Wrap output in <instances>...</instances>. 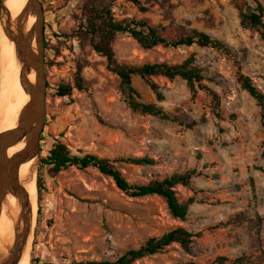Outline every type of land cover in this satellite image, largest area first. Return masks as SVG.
<instances>
[{
  "label": "rangeland",
  "instance_id": "1",
  "mask_svg": "<svg viewBox=\"0 0 264 264\" xmlns=\"http://www.w3.org/2000/svg\"><path fill=\"white\" fill-rule=\"evenodd\" d=\"M140 1L147 11L130 0H115L116 18L144 19L154 26L177 25L187 32L198 29L224 42L235 59L197 44L145 49L131 36L121 34L113 44L118 60L133 65L177 64L194 54L195 65L211 79L205 83L220 97V116L205 91L193 96L185 80L162 76L153 80L159 84L163 100L139 76H133V85L144 102L156 103L178 120L132 111L106 58L74 36L86 0H41L48 81L42 155L60 140L73 154L109 159L134 184L195 169L190 185L175 189L182 200L195 196L197 201L182 221L169 213L161 196L130 197L94 167H69L54 173L49 166L41 168L39 162L36 179L38 183L41 170L42 187L38 188L29 264L33 258L49 264L114 260L127 249L138 248L150 237L178 226L201 233L194 237L191 252L174 243L134 264H221L218 257H252L259 243L264 249V173L257 169L264 168L262 113L257 101L238 83L235 62L264 93V39L254 28L241 25L233 0ZM259 1L264 5V0ZM7 39L2 33L1 48L8 51ZM80 64L83 89L58 96L59 84L75 86ZM1 77L2 71L0 83ZM130 157H148L154 164L124 161ZM241 212L260 218L259 239L248 221L220 225Z\"/></svg>",
  "mask_w": 264,
  "mask_h": 264
},
{
  "label": "trees",
  "instance_id": "2",
  "mask_svg": "<svg viewBox=\"0 0 264 264\" xmlns=\"http://www.w3.org/2000/svg\"><path fill=\"white\" fill-rule=\"evenodd\" d=\"M130 1L142 11H147V8L143 6L140 0ZM233 3L239 13L241 25L254 28L264 39V5L259 0H233ZM114 8L115 0H86L83 5L82 15L78 18L79 26L75 30L74 36L81 42H88L99 55L106 58L108 70L116 74L120 79V92L129 108L134 112L157 116L161 119L178 120L177 116L164 111L156 103L144 102L141 99L140 92L133 85V76H139L154 91L157 99L163 100V92L159 84L153 80L154 76H162L168 79L181 78L185 80L193 96L199 90L205 91L211 96L214 112L219 117L220 97L216 91L205 83L206 80L211 81V79L207 78L203 70L195 65L194 54H191L184 61L177 64L156 62L133 65L118 60L113 44L119 35L127 34L145 49H151L158 45L179 47L197 44L201 47L216 49L228 57L235 59L230 47L221 40L213 38L198 29H192L187 32L182 31L177 25L154 26L144 19H117ZM235 62L238 66L237 81L241 88L247 91L261 107L262 126L264 128V93L255 85L250 76L241 72L238 61L235 60ZM82 73L83 66L80 64L76 72L75 86L71 84H59L56 94L60 97H65L72 95L74 88L82 90L84 85ZM44 139V134L42 133L41 142ZM124 161L140 166L154 164V160L148 157H130ZM40 164L41 168L49 166L54 173H59L69 167H76L78 169L94 167L103 175L112 178L116 186L130 197L161 196L167 204L169 213L174 218L182 221L187 219L190 206L197 201L195 196L182 200L175 189L177 185L189 186L192 178L196 175L195 169L186 173H175L164 179H154L145 184H134L128 182L121 171L109 159L95 154H73L69 147L60 140H55L46 156L42 155L41 146ZM257 169L264 173V168L259 167ZM40 176L41 170L37 183L39 190L42 187ZM250 183L252 191L255 192L253 178L250 179ZM243 221H248L253 225L255 234L259 239L261 233L260 218L254 219L244 212L236 214L220 225L240 224ZM199 235L201 233L194 234L187 228L178 226L160 236L150 237L138 248L127 249L114 260L89 259L73 261L71 264H134L136 261L147 256L162 252L174 243L179 244L186 252H191L194 237ZM260 245L259 243L256 249L257 254H253L252 257L246 254L235 259L218 257V262L221 264H264V249ZM39 263L40 260L37 258L31 260V264ZM40 264L49 263L41 262Z\"/></svg>",
  "mask_w": 264,
  "mask_h": 264
},
{
  "label": "water",
  "instance_id": "3",
  "mask_svg": "<svg viewBox=\"0 0 264 264\" xmlns=\"http://www.w3.org/2000/svg\"><path fill=\"white\" fill-rule=\"evenodd\" d=\"M6 1L0 0V33L14 43L22 66L20 81L29 95L16 127L0 132V217L9 196H14L17 202L13 241L0 256V264H18L29 250L35 232L34 205L26 185L34 181L38 192L36 174L47 117L45 12L41 0H28L20 14L12 19ZM29 15L35 16L36 21L27 30ZM32 71L36 75L34 81L28 78ZM20 144H23L20 150L8 155L10 148ZM30 161L28 172L20 176L22 165Z\"/></svg>",
  "mask_w": 264,
  "mask_h": 264
},
{
  "label": "bare ground",
  "instance_id": "4",
  "mask_svg": "<svg viewBox=\"0 0 264 264\" xmlns=\"http://www.w3.org/2000/svg\"><path fill=\"white\" fill-rule=\"evenodd\" d=\"M27 2L28 0H7L6 6L8 7L11 16L14 15L15 17H17L23 10ZM35 21V16L29 15L26 20V29H30ZM1 35L2 32L0 33V71H2V81L0 83V132H3L16 127L20 112L27 104L29 95L24 90V86L20 81L22 66L21 62L18 59L14 43L10 41V44L8 45V51L5 47L1 48ZM6 41L8 42V39ZM35 76V72L32 71V73L29 74L28 78L30 79V81H34ZM22 146L23 144H20L18 146L10 148L8 151V155H12L14 152L20 150ZM31 164L32 161L22 165L20 169V176H24L28 172ZM26 189L28 190V193L34 205V214L36 215V198L38 192L35 182L33 181L31 183H28L26 185ZM16 209L17 202L15 197L9 196L7 203L3 206L2 214L0 217V256H2L6 247L13 241V227L14 218L16 216ZM29 262V251H26L18 264H29Z\"/></svg>",
  "mask_w": 264,
  "mask_h": 264
}]
</instances>
